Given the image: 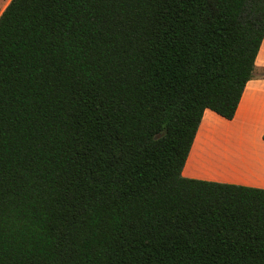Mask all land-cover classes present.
I'll use <instances>...</instances> for the list:
<instances>
[{
  "label": "trees",
  "instance_id": "trees-1",
  "mask_svg": "<svg viewBox=\"0 0 264 264\" xmlns=\"http://www.w3.org/2000/svg\"><path fill=\"white\" fill-rule=\"evenodd\" d=\"M263 37L264 0H10L0 264H264V189L182 176Z\"/></svg>",
  "mask_w": 264,
  "mask_h": 264
},
{
  "label": "crops",
  "instance_id": "crops-1",
  "mask_svg": "<svg viewBox=\"0 0 264 264\" xmlns=\"http://www.w3.org/2000/svg\"><path fill=\"white\" fill-rule=\"evenodd\" d=\"M262 70H264V37L254 62L253 77L244 88L233 119L227 120L228 127L231 130L227 137L234 140L235 147L238 150L234 151H237L238 155L245 148L243 145V141L245 140L253 141L256 145L261 146V152L254 151V154H252L253 151H250L246 155L240 154L239 159L234 158L232 160L233 164H230V160L226 159V162H224V158L219 156L222 153H226L227 150L225 149L226 151L222 152L218 147L208 149L206 146L207 138L203 134L196 147L197 136L205 118L206 120H211L216 115L207 109L202 115L200 125L185 162L186 164H190V166L187 167L188 165L185 164L186 167L184 165L182 169V174L185 170L186 178L194 177L192 179H207L208 181L264 189V77L259 75ZM204 130L202 129L204 135L206 131L209 134V130L206 127ZM192 150H194V153ZM252 155L259 157L258 162H254V164H257L259 169V173L257 174L263 177L261 181L252 180L251 178L249 180L244 179V175L246 174H243V170L253 164L251 159H248ZM210 176L213 178H208ZM214 176L218 179L215 180Z\"/></svg>",
  "mask_w": 264,
  "mask_h": 264
},
{
  "label": "rangeland",
  "instance_id": "rangeland-1",
  "mask_svg": "<svg viewBox=\"0 0 264 264\" xmlns=\"http://www.w3.org/2000/svg\"><path fill=\"white\" fill-rule=\"evenodd\" d=\"M9 1L10 0H0V13L3 11L5 6L9 3ZM259 75L264 77V70L260 71ZM212 118L213 119H211V120H206V118H205L204 123L201 126V129H200L199 134L197 136V140H196V144H195L196 147L199 144L198 141L201 139V135L202 134H203V136L207 135V137L205 136L207 138V145H206L207 148L211 149V148H217L218 147L219 149H221L222 152L227 150L226 153H222V155H219V156L221 158H224V162H226V159L230 160V164L232 163V160L234 158L239 159L238 157L240 154L246 155V154H249L250 151H253L252 154H254V151H258L259 153L261 152V146L256 145L255 143H253V141H248V140L246 141L245 140V141H243V145L245 148L242 149L241 152H239L240 154L238 155L237 154L238 150L235 147L236 144H235L234 140H231L230 138L227 137V135L230 134V131H231L228 127L227 120H224V119H222L216 115H214V117H212ZM205 127L207 128V130H209V134H206L207 131L205 132V135H204V133L201 132L202 129H205ZM234 150H237V151H234ZM192 152L194 153V150H192ZM248 159H251V162L253 164L250 167H246L243 170V174H246V175H244V179L249 180L251 178L252 180L261 181V179L263 177L261 175L257 174V173H259V169H258L257 164H254V162H258L259 157L256 155H252ZM186 165H188L187 167L190 166V164H188V163ZM186 165H185V167H186ZM215 171L217 173H219L217 170H215ZM256 175H258V176H256ZM182 176L186 177L185 170L183 171ZM191 178H194V177H191ZM208 178H213V177L210 176ZM214 178H215V180L218 179L215 176H214ZM205 181H208V180L206 179ZM209 181H211V180H209ZM241 186H243V185H241Z\"/></svg>",
  "mask_w": 264,
  "mask_h": 264
},
{
  "label": "bare ground",
  "instance_id": "bare-ground-1",
  "mask_svg": "<svg viewBox=\"0 0 264 264\" xmlns=\"http://www.w3.org/2000/svg\"><path fill=\"white\" fill-rule=\"evenodd\" d=\"M204 130V129H203ZM202 132V131H201ZM201 134V133H200ZM207 134V133H206ZM207 137V135H205ZM199 140V139H198ZM199 142V141H198Z\"/></svg>",
  "mask_w": 264,
  "mask_h": 264
},
{
  "label": "water",
  "instance_id": "water-1",
  "mask_svg": "<svg viewBox=\"0 0 264 264\" xmlns=\"http://www.w3.org/2000/svg\"><path fill=\"white\" fill-rule=\"evenodd\" d=\"M156 138V137H155Z\"/></svg>",
  "mask_w": 264,
  "mask_h": 264
}]
</instances>
